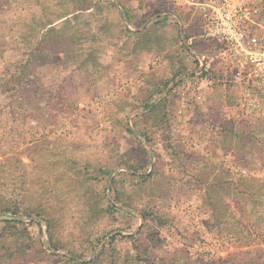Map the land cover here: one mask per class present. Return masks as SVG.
I'll return each instance as SVG.
<instances>
[{
  "label": "rangeland",
  "instance_id": "rangeland-1",
  "mask_svg": "<svg viewBox=\"0 0 264 264\" xmlns=\"http://www.w3.org/2000/svg\"><path fill=\"white\" fill-rule=\"evenodd\" d=\"M204 1L0 0V264H233L247 250L222 223L249 207L235 179L264 178V90L201 37Z\"/></svg>",
  "mask_w": 264,
  "mask_h": 264
},
{
  "label": "built area",
  "instance_id": "built-area-1",
  "mask_svg": "<svg viewBox=\"0 0 264 264\" xmlns=\"http://www.w3.org/2000/svg\"><path fill=\"white\" fill-rule=\"evenodd\" d=\"M197 4L201 5L202 10L201 37L213 44L220 59L222 57L228 62L235 81L264 90V34L257 35L253 31V26L264 29V24L255 20L257 9L254 0H205ZM172 17L181 24L177 15L173 14ZM186 42L188 50L200 65H204V56L200 57L191 47L192 39ZM250 96L249 92L245 94L242 106L248 111L257 112V105Z\"/></svg>",
  "mask_w": 264,
  "mask_h": 264
},
{
  "label": "trees",
  "instance_id": "trees-1",
  "mask_svg": "<svg viewBox=\"0 0 264 264\" xmlns=\"http://www.w3.org/2000/svg\"><path fill=\"white\" fill-rule=\"evenodd\" d=\"M178 18L182 22L184 36L187 40L191 39L187 35L185 20L180 15H178ZM201 43L203 41L200 40H192L191 42V47L200 57L204 56L202 50L199 49L203 47ZM185 49L187 50L186 47ZM192 57L198 68L200 65L199 60L194 55ZM206 60L203 59L204 65L207 63ZM237 143V141H234L232 148L234 152L236 145H238ZM235 161L234 159V163H236ZM236 164L242 169L248 168V170H251L246 157L243 161H239ZM235 180L237 188L234 187V189H236L237 194L247 195L249 207L245 208V204L242 203L236 210H231L222 225L225 229H230V231L235 230V237L231 238L229 236L230 238L227 237L225 239L227 243L234 244L238 248H247V250L234 253L230 258L233 259V264H264V178L239 175ZM235 203L239 205L238 201ZM227 234L229 235L230 232ZM224 261L226 262L227 260Z\"/></svg>",
  "mask_w": 264,
  "mask_h": 264
},
{
  "label": "crops",
  "instance_id": "crops-1",
  "mask_svg": "<svg viewBox=\"0 0 264 264\" xmlns=\"http://www.w3.org/2000/svg\"><path fill=\"white\" fill-rule=\"evenodd\" d=\"M200 92H202V91H199V93H200ZM200 94H201V93H200ZM231 110H232V112H231V113H234V109H231ZM225 124H226V123H225V121L223 120V121H221L219 124H217L218 126H219V125H223V126H219V127H217V128H220V129H222V127H224V126H225Z\"/></svg>",
  "mask_w": 264,
  "mask_h": 264
},
{
  "label": "water",
  "instance_id": "water-1",
  "mask_svg": "<svg viewBox=\"0 0 264 264\" xmlns=\"http://www.w3.org/2000/svg\"><path fill=\"white\" fill-rule=\"evenodd\" d=\"M180 31H181V27H180ZM182 38H183V36H182ZM183 41H184V44L186 45V47L189 49V46H188V44H187V42H186V40L184 38H183Z\"/></svg>",
  "mask_w": 264,
  "mask_h": 264
}]
</instances>
